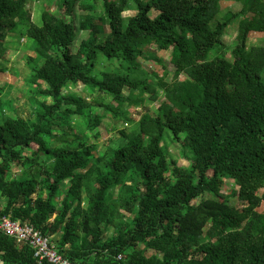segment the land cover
<instances>
[{
	"label": "trees",
	"instance_id": "16d2710c",
	"mask_svg": "<svg viewBox=\"0 0 264 264\" xmlns=\"http://www.w3.org/2000/svg\"><path fill=\"white\" fill-rule=\"evenodd\" d=\"M29 1L0 0V59L19 28L34 54L32 119L0 117V216L56 238L72 264H264V40L247 45L252 33L264 38V0H229L241 9L225 21L217 4L227 0H101L103 19L77 24L79 0H57L38 24ZM130 2L136 13L124 18ZM235 19L229 61L223 38ZM157 53H169L170 81H149ZM100 59L118 68L98 73ZM76 83L89 100L66 89ZM158 90L164 108L136 123L111 105L144 107ZM106 112L135 127L117 144L106 137L99 155ZM166 137L189 153L188 167L168 159ZM0 262L37 264L1 232Z\"/></svg>",
	"mask_w": 264,
	"mask_h": 264
},
{
	"label": "rangeland",
	"instance_id": "374dc122",
	"mask_svg": "<svg viewBox=\"0 0 264 264\" xmlns=\"http://www.w3.org/2000/svg\"><path fill=\"white\" fill-rule=\"evenodd\" d=\"M82 5H93L95 6L94 11L87 10L82 7ZM28 10L31 15V20L33 23L38 24L40 22L39 16L42 10H48L50 12L56 13L58 11V1L57 0H30L28 2ZM218 13L216 15V19L218 21H225L228 18H231L233 15L239 13L241 9V5L239 2L234 1H221L217 4ZM136 8L135 5L130 2L126 11L123 12V17L127 18L135 15ZM84 15H93L94 18H102L103 19V11H102V3L101 0H79L75 6L72 19L75 24L78 23V20ZM246 17L249 18V15ZM105 22L104 20H102ZM102 22V24H104ZM237 25L238 20H234V23L226 30V34L224 36V43L227 46L224 57L227 60H231L230 48L234 45V38L237 34ZM101 30H106L104 25V29L101 26ZM85 33L80 32L77 41L73 44V50H75L78 46L79 41L85 37ZM263 38V33H252L249 35L247 39L248 46H256L260 45ZM31 45V40H29L25 35V28H19L13 35L7 38L5 42V46L7 48V52L4 57L0 59V88L4 90V94L2 97V102L4 104L0 105V117L1 116H19L24 119H32L34 113V105L31 103V99L34 96V89L29 85V75L30 69L28 64V59L34 58V54L30 51L29 46ZM156 58L159 61H152L148 65H146L147 70L152 74L149 78V81L155 82L157 79L162 78L165 81H170L171 73L170 64H169V53H157ZM115 68H118V65L115 63H107L104 60L100 59L96 65V72L100 73L101 71H113ZM180 78V77H179ZM182 78V77H181ZM71 92H81L87 96L89 100V95L91 94L90 90H85L79 84H69L66 88ZM66 90V91H67ZM126 93V90L124 91ZM89 93V94H88ZM96 95L97 92L94 91ZM158 100L153 101L149 99V94H145L144 98L146 99L144 107L139 108H129L128 106L119 104L117 101H111V105L116 109H120L126 111L129 116L137 122L140 115L145 112H156L158 113L160 109L164 108V103L162 99V92L160 90L157 91ZM9 103L10 109H8L7 104ZM103 102L109 103L108 99L103 100ZM167 109V108H166ZM102 112V109L99 110ZM105 126L100 128L101 136L99 140H95L97 143L96 154L101 155L105 147L103 142L105 138L112 140V143H118L119 141H123L124 139L120 135V131L122 129L129 132L132 128L135 127V123H125L123 120H114L110 113L105 114ZM169 138H165L164 146L166 149V153L168 159L174 160L177 162L178 166L188 167L189 164V153L184 151L180 144L176 142H172L168 140ZM19 175V171H17L14 176ZM221 184V192L224 194H229V203L233 206L240 208L241 203L236 201L235 197L230 193L237 190L236 186L233 182L227 179H223ZM207 198V197H205ZM259 213L264 212V204L260 206L258 209ZM56 240V238H54ZM52 240V243L55 245L56 241Z\"/></svg>",
	"mask_w": 264,
	"mask_h": 264
},
{
	"label": "built area",
	"instance_id": "2783aa9c",
	"mask_svg": "<svg viewBox=\"0 0 264 264\" xmlns=\"http://www.w3.org/2000/svg\"><path fill=\"white\" fill-rule=\"evenodd\" d=\"M0 232L17 244L29 246L37 264H72L57 252L56 246L48 238L27 223L18 224L10 216H0Z\"/></svg>",
	"mask_w": 264,
	"mask_h": 264
}]
</instances>
